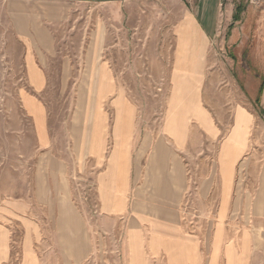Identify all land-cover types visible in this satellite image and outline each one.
Masks as SVG:
<instances>
[{"label":"crops","instance_id":"crops-1","mask_svg":"<svg viewBox=\"0 0 264 264\" xmlns=\"http://www.w3.org/2000/svg\"><path fill=\"white\" fill-rule=\"evenodd\" d=\"M153 1L180 7L171 92L162 121L146 126L108 63L97 68V51L89 49L86 55L98 86L95 108L89 110L86 128L73 121L71 159L64 148L50 157L52 141H44L31 198L0 205V264H251L256 248L251 232L258 219L264 220V142L258 138L263 129L258 127L254 83L249 78L244 88L232 84V99L226 96L216 112L205 107L203 95L199 99L193 94L208 78L210 45L222 12L231 19L235 1ZM4 2L14 36L22 42L27 85L19 90V100L37 132L49 136L42 94L50 86L49 61L62 54L55 33L80 31L81 26L75 27L81 23L87 28L97 0ZM142 2L105 3L112 11ZM105 24L107 30V20ZM82 37L93 36L86 30ZM62 55L61 77L73 70L71 57ZM260 107L264 113V89ZM76 168L91 172L92 207L73 198L75 185H88L86 177L75 176ZM76 177L83 182H74ZM80 210H97L100 216L96 230L105 238H99L98 252ZM247 222L249 227L242 228ZM46 231L56 232V250L50 254L40 251Z\"/></svg>","mask_w":264,"mask_h":264},{"label":"rangeland","instance_id":"rangeland-1","mask_svg":"<svg viewBox=\"0 0 264 264\" xmlns=\"http://www.w3.org/2000/svg\"><path fill=\"white\" fill-rule=\"evenodd\" d=\"M111 1L121 0H97L92 22L87 28L82 27L81 23L75 27L78 29L81 26L80 31L64 34L61 29L55 33L57 48L62 54H67L66 57H71L73 70L60 76L59 56L62 58V54L49 61L50 86L42 94L44 106L48 110L46 122L48 121L49 136L37 132L34 122L26 115L19 100V90L27 85L22 68V42L14 36L6 3L4 0L0 1V205L6 201L31 198L33 177L37 161L45 148L42 147L44 141H52L50 157H55L64 148L71 159L73 121L76 119L77 124L80 121L81 128H86L89 110L91 112L95 108L94 96L98 86L94 79L95 67H90L86 55L89 49L97 51V55L93 54L97 68L108 63L120 85L119 89L125 92L130 105L138 114L144 116L142 121L146 126L156 127L162 121L171 92L174 31L180 19V7L144 0L140 4L132 3L125 9L118 5L111 11L106 8L105 3ZM234 1L235 10L231 19L226 20V13L222 12L218 35L210 45V66L206 72L208 78L204 86L200 85L193 94L199 99L203 95L205 107L216 112L218 103L225 100L226 96L227 100L232 99V84L236 82L244 88L245 81L250 78L255 86L254 106L258 111V127L263 129L258 138L264 142V113L257 101L264 79V1ZM238 8L242 11L239 13L240 20L235 22L233 17ZM105 20L108 22L107 49ZM86 30L92 34L91 39L82 37ZM80 115L81 118H78ZM228 122L226 120V127L229 126ZM241 167L242 174H245L246 168L244 165ZM85 170L75 169V176L80 174L83 175L82 178L86 177L88 185L82 184V188L75 185L73 198L78 205L89 208L94 206L95 199L93 186L89 184L92 182V175H87L91 172ZM77 177L74 182H83ZM80 212L92 233L98 252L99 238H105L104 234L100 236L102 233L99 234L96 230L100 224V216L97 210ZM40 217L44 219L42 214ZM245 225L248 226V222L241 227ZM55 233L46 231V240L40 251L47 250V254H50L56 250ZM251 233L256 235V248L254 252L251 251V264H264V220L258 219L256 231ZM15 237L16 255L19 257L22 239L19 225L16 227ZM101 243L104 244L102 240Z\"/></svg>","mask_w":264,"mask_h":264},{"label":"trees","instance_id":"trees-1","mask_svg":"<svg viewBox=\"0 0 264 264\" xmlns=\"http://www.w3.org/2000/svg\"><path fill=\"white\" fill-rule=\"evenodd\" d=\"M238 11V12H237ZM242 10L240 9V8H238L237 10H236V14L234 15V17H233V20L235 21V22H237V21H239L240 20V17H239V13L241 12ZM263 89H264V79H262V84H261V86H260V89H259V95H258V102H260V97H261V95H262V92H263Z\"/></svg>","mask_w":264,"mask_h":264},{"label":"built area","instance_id":"built-area-1","mask_svg":"<svg viewBox=\"0 0 264 264\" xmlns=\"http://www.w3.org/2000/svg\"><path fill=\"white\" fill-rule=\"evenodd\" d=\"M220 1H221V3H224L225 0H220ZM251 1H252V3H254V2L257 3V2L264 1V0H251Z\"/></svg>","mask_w":264,"mask_h":264}]
</instances>
